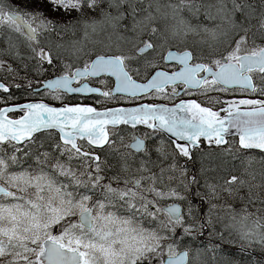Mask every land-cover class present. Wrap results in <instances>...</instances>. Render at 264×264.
Instances as JSON below:
<instances>
[{
    "label": "snow or ice",
    "instance_id": "obj_1",
    "mask_svg": "<svg viewBox=\"0 0 264 264\" xmlns=\"http://www.w3.org/2000/svg\"><path fill=\"white\" fill-rule=\"evenodd\" d=\"M41 2L68 19L54 21L42 11H6L0 0V25L7 23L17 32L23 25L29 41H37L38 29L57 35L82 33L70 41L68 51L76 60L88 59L82 66L65 63L63 74L47 81L44 87L53 99L92 93L104 98L97 103L117 94L132 101H173L194 92L207 99H180L171 107L152 102L102 110L84 105L57 108L42 102L9 104L16 98L11 86L0 82V264H207V252L220 245L193 249L184 237L193 232L202 236L209 229L208 234L220 240L224 232L239 239L241 251L254 245L264 251V156L259 172L249 171L254 159L249 156L241 174L205 178L206 215L197 216L191 203L186 212L177 203L188 199L184 193L192 185L200 184L196 176L188 177L186 164L201 138L209 146H226L221 151L234 156L235 140L226 139L234 129L239 137L235 151L264 153V0ZM201 16L218 23L208 27ZM101 33L107 39H93ZM30 47L38 64L53 63L50 49ZM13 48L9 43V55ZM0 68L14 73L3 59ZM141 76L144 82L134 78ZM105 77L115 78L114 87L102 90L81 82L98 78L106 85ZM212 92L248 98L221 101L209 95ZM216 104L227 106L215 111ZM17 112L19 118L9 116ZM120 124L146 125L176 139L171 151L157 147L158 159L153 161L146 144L150 133L133 134L127 144L120 137L116 147L109 126L115 135ZM53 130L58 139L45 149L37 134L46 131L51 138ZM105 145L119 156V171L111 176L107 173L114 166L95 151ZM180 158L187 161L181 164ZM29 160L35 161V168L14 170ZM207 170L201 166L202 174ZM224 193L242 207L229 204L225 209L212 202ZM194 195L204 202L200 192ZM169 199L173 202L163 203ZM250 206L255 210L249 211ZM217 209H225L226 215H214Z\"/></svg>",
    "mask_w": 264,
    "mask_h": 264
},
{
    "label": "flooded vegetation",
    "instance_id": "obj_2",
    "mask_svg": "<svg viewBox=\"0 0 264 264\" xmlns=\"http://www.w3.org/2000/svg\"><path fill=\"white\" fill-rule=\"evenodd\" d=\"M22 12H25L22 11ZM27 19V17H26ZM31 22V21H29ZM36 24H33V27H36ZM1 31L0 33L3 34H8L10 37L13 36L14 39H22L24 41V46H22L21 42H17L13 39L9 40V43L14 44L15 46L18 45V48L21 50H26L30 45L34 47H45V45L42 43L43 39H47L48 36H51L53 33H48V32H43L38 29V35H37V41L39 42L37 44V41H29L27 38V35L24 34L26 33L25 29L21 27V31L17 32L12 30V27H10L8 24H4L1 26ZM9 43L7 42L1 47L0 46V59H3L11 66L12 69H14V73H9L7 70L4 68H0V82L5 83L6 85H10V93L13 97L16 99H13L9 101V104H23V103H28V102H46L48 104L54 105V106H59V105H91L93 107H96L97 109H104V108H109V107H114L118 106L117 105V98H120V96H117L115 99H111L106 101L105 103H97V100L104 101L103 97H99L96 94L92 93H66L61 100H55L52 98V95L50 94V90L47 88H42L43 82L45 80H48L49 78L55 77V76H60L63 74V66L65 63H69L68 60L62 59L61 65L58 66V61L53 57V63L48 64L46 61L43 62L42 64H38L37 60L32 58V53H30V58L31 60H28L26 63H21L19 59L16 57H13L8 54L6 51L9 48ZM0 44H1V37H0ZM13 50V49H12ZM83 64H78L76 66H82ZM58 66V67H57ZM15 77V78H13ZM107 80L106 85H102L98 82V78H87L86 80L81 81L82 83H89L92 87H98L101 88L102 90H107V88H112L113 87V79L111 77H105ZM29 81H31L32 87L29 88ZM19 84L20 87L17 88L15 85ZM74 86H76L74 84ZM7 95V94H5ZM213 97H219L221 101L225 100H233V99H241V98H248L246 96L241 95L240 93H220L218 92L217 94L213 95ZM180 99L184 100H190V99H195L198 102H203L207 99V97H203L199 95L198 93H193L191 95H186V94H181L180 97H177L173 101H168V100H154L153 98H149L148 100L145 101H139L135 100L132 101L128 98L122 99L123 102L120 103V105H128L132 104L133 102H146V103H152V102H157V103H165L168 105H173L175 103H178ZM203 106L207 107H212L210 104H204ZM226 107L227 105H221V104H216L213 108L215 111H219L221 107ZM0 107H4V105H0ZM224 113H221L223 115ZM21 115V113H10L9 116L12 118H17ZM125 132L126 130H135V135L137 136H143L145 133H150V137L146 140V144L151 146L155 142H160L161 138L164 139V141L167 143L168 140H166L164 137L161 136V133L158 131H154L152 129H149L146 125H137L136 128H132L129 125H120L116 127L115 131H121ZM110 132V140H115L116 136L112 135V129L109 128ZM126 133V132H125ZM128 134V133H127ZM130 136V135H129ZM78 143H80L78 141ZM130 143V142H128ZM171 142L169 141L167 143L168 146H170ZM107 146V145H106ZM207 147L209 148H215L213 145L209 146L206 144ZM120 147V146H119ZM109 148L104 149H97L95 150L96 153L100 154V152L103 153V151H107ZM134 151V150H133ZM168 151H171V147ZM111 156L114 157V159H119V156L111 152ZM242 153L245 154H258L260 153L257 150H242ZM106 156V153H104V157ZM110 158V157H109ZM152 160L156 161L158 159V154L155 152H151V157ZM182 158H180L179 161H181ZM187 161H182L181 164H184ZM191 165H193V161H187L186 166L191 168Z\"/></svg>",
    "mask_w": 264,
    "mask_h": 264
},
{
    "label": "rangeland",
    "instance_id": "obj_3",
    "mask_svg": "<svg viewBox=\"0 0 264 264\" xmlns=\"http://www.w3.org/2000/svg\"><path fill=\"white\" fill-rule=\"evenodd\" d=\"M200 18H199V20L202 21L204 24H206L208 27H213L215 23H218V21L217 22H211V21L204 20V18L203 19H200ZM193 23L194 24L197 23V20L193 21ZM5 24H7V23H5ZM2 25H4V24H2ZM2 25H0V31H1V29H3V28H1ZM129 35H130V33H129ZM8 37H10L8 34H6V33L3 34V36L1 37V44H0L1 47L7 42ZM81 37H82V33L81 32H77L76 36H72L70 33L66 34V35L65 34L57 35L55 33V34H51V36H48V38L46 40L43 39L42 43L45 45L46 49H50L51 50L52 56L55 57V59L58 61V64H59L58 66L61 65L62 59L68 60L69 62H74L76 65H78V64H83V62L85 60H87L88 57L87 56H81L79 60H76L74 57L70 56V52L68 51V49H69L70 41L80 39ZM101 38L102 39H107L106 34L101 33L99 37H93V39H101ZM10 39H13V40L17 41L18 43L21 42L22 46H24V41L22 39H20V40L14 39L13 36H11ZM113 39H115V37H113ZM197 39H199V37H197ZM259 42L260 41H258V43ZM58 45H61L62 47H57ZM33 46L35 47V45H33ZM88 47H91V44H88ZM12 53H13V55H11V56L16 57L19 60H25L23 58H28L29 59L31 57L30 56L31 47H28V49H26V50H21V49L18 48V45H16L15 48H13ZM15 53H19V55L15 56ZM57 53H59V55H57ZM135 78L136 79H142V76L141 77H135ZM217 93L218 92H212L209 95L213 96V95H215ZM201 96H203V95H201ZM203 97H206V96H203ZM149 98H152V97L146 98L145 101L148 100ZM143 100L144 99H140L139 101H143ZM155 100H161V99H155ZM117 102H118L117 103V105H118L121 102H123V100L121 98H117ZM115 132H116V134H115L116 138H115L114 141L116 142V147L119 148V146H120V137H123L124 138V142L127 144L128 142L131 141L132 135L136 131L135 130H128V132L125 133V132H123V130H121V131H115ZM37 135L40 137V142L44 143L45 149L48 148L49 144L53 143L55 140L58 139V136H57V134L55 132H52L51 138L48 137L47 132H42V133H39ZM234 146H235V144L233 145V147ZM157 147H161V148H163L166 151H168L170 149V146H168L163 141L155 142L151 146H149L151 152H155V153H156L155 149ZM105 148H108V146H105ZM202 148L205 149V150H203ZM202 148L198 149L199 154H203V153H206V152H209V153L210 152H214L212 150H209V149H211L209 147L203 146ZM221 149L215 152V154L221 156V158L219 159L221 163H219V164L223 163L222 165H220V170L223 171L224 173L220 172L219 175L220 176H224V175L228 174L229 172H231L232 174L239 175V170H238L239 166L235 165V164L236 163H240V164H243L244 166L247 165V161L245 160V158H243L242 156L238 155V152L235 151V148H233L234 149V156L233 155H228L227 153L222 152ZM104 153H106V156H107V159H108V163L110 165L114 166L111 169V171H109L107 173L108 176H111L114 173L119 171V165H118V160L119 159H114V157L111 156V153H110L109 149L107 151H103V153L102 152H100V154L98 153L101 156L102 159L105 158L104 157ZM181 161H179V162L181 163ZM183 161H185V158H184ZM32 162L34 163V165H32ZM197 162L198 161H196V163ZM136 163H139V157L137 158ZM163 163L166 166L168 162L165 161ZM231 163H233L234 165H229ZM29 165H31L33 168L36 167L35 161L34 160H29L27 163L23 164L22 166H14V170L20 171L23 168H27ZM216 166H218V165L215 164L214 166L211 165L209 168L208 167H206V168L209 170V169L214 168ZM153 170L154 171H158V169H153ZM196 173H198V170H196ZM187 174H188V177L190 178L189 172ZM197 179H199V178H197ZM204 180L205 179H199L200 184L198 186L197 185H192V187L195 189V192L196 191H198L200 193L202 192L201 194H202L203 199H204L203 206L207 207V209H203V212H201L200 209H197V205H194L193 207H194V210L196 211L197 216L206 215L207 212H208V207H209V205L206 203V201L208 199L207 194H206V190L203 187ZM256 183H258V182H256ZM172 186L176 187V184L174 183ZM180 191L183 192V189H180ZM189 193H190V189H189V191L187 193H184V194L189 198ZM245 194H246V191L245 192L241 191V195H245ZM225 195H227V194L226 193L222 194L219 199L213 200L212 202L216 203L218 205H224L225 209H226L227 205H229V204H233V206L237 210H239L242 207V204L239 201H236L234 203L231 198H229L228 196H225ZM196 198H200L201 199V197H197V196H196ZM168 202H172V200L169 199V200H167V201H165L163 203H168ZM178 202H180V201H178ZM180 203L184 206V210L186 212L187 206L190 203V201L187 199V200H185L183 202H180ZM225 209H217V210H215L214 215L225 216L226 215V210ZM254 210L255 209L253 207H251V206L249 207V211H254ZM262 215H264V213H262ZM146 226H148V225L146 224ZM216 227H217V229L219 231H223L221 225L217 224ZM210 231H211V229L207 230L206 231L207 233L205 232V234L202 235V236L198 235L196 232H193L190 236L184 237V243L188 247H191L193 249H208L211 246L203 245L202 242H201V239H199V238H205L206 237L208 239L216 240L215 245L218 244V245H220L221 248L226 247V246H232V247L241 246L242 242L239 239H236L233 236H229V234L227 232H224L225 239L224 240H220L218 235H211L210 236L208 234ZM221 248L220 249L216 248L215 252H212V251H208L207 252L206 257H205V259L207 260V264H228V259L229 258L224 254V251ZM250 249H257L259 251L261 250L259 245H254V246L250 247ZM213 256L215 257L214 260L212 259ZM230 260H232V259H230ZM230 264H232V262ZM233 264H235V263H233ZM246 264H250V263L246 262Z\"/></svg>",
    "mask_w": 264,
    "mask_h": 264
},
{
    "label": "trees",
    "instance_id": "obj_4",
    "mask_svg": "<svg viewBox=\"0 0 264 264\" xmlns=\"http://www.w3.org/2000/svg\"><path fill=\"white\" fill-rule=\"evenodd\" d=\"M5 2H7L10 5H14V7H11L15 10L19 9L20 11L23 10H34V11H42L44 13L45 16L53 19L54 21H61V20H65L68 19V17H65L63 13H54L51 10V5L41 2V0H3ZM73 16H75L76 14L73 13ZM61 19V20H60ZM200 19H203V16H201ZM195 21V19L193 20ZM10 37H8L7 39V44L9 43ZM25 60H21V63H26L28 62L27 60H31V58H23ZM27 59V60H26ZM204 146V145H203ZM202 146V147H203ZM203 149V148H202ZM205 150V149H203ZM214 152H206L203 154H199V151L196 153L195 158V166L197 167L198 173H197V178L199 179H205V178H212V177H216L220 174V172H223L220 170V158L221 156L215 154L216 151L215 149H211ZM196 161H198L196 163ZM218 165L214 168H211L209 170H207L206 172H204L203 174L201 173V166L203 165L205 169H207L206 167H210L211 165ZM229 165H234L233 163L229 164ZM235 165H238L239 167V174H241V172L243 171L244 166L243 164L240 163H236ZM262 164H261V157H259V160H257L256 162H252L251 166L249 167V171H256L259 172V170L261 169ZM219 170V171H218ZM202 176V177H201ZM255 182H259V176H257V180ZM246 191V190H245ZM226 198V197H225ZM205 240H208V238H204ZM226 256L229 258L228 259V264H230L232 262L235 264H246V262L250 263V264H264V251H258V255H256L257 257L253 256V255H248V254H244L241 252H237L234 251L232 249V247H227L226 248ZM225 258V257H224ZM232 259V260H230ZM234 259V260H233Z\"/></svg>",
    "mask_w": 264,
    "mask_h": 264
},
{
    "label": "water",
    "instance_id": "obj_5",
    "mask_svg": "<svg viewBox=\"0 0 264 264\" xmlns=\"http://www.w3.org/2000/svg\"><path fill=\"white\" fill-rule=\"evenodd\" d=\"M25 30H26V28H25ZM27 31V30H26ZM58 77V76H57ZM57 77H54V78H52V79H49V80H53V79H55V78H57ZM113 79H114V81H115V78L114 77H112ZM49 80H46V81H44V83H43V88H45L44 87V85L47 83V81H49ZM139 82V81H138ZM114 85H115V83H114ZM40 102V101H39ZM42 103H44V102H42ZM46 104V103H45ZM49 105V104H48ZM139 104H137V105H132V106H127V107H114V108H132V107H137ZM49 106H52V105H49ZM63 106H65V105H59V106H52V107H57V108H60V107H63ZM169 107H171V106H169ZM225 115V114H224ZM118 126V125H117ZM109 127H111V126H109ZM233 131V135H235V130L233 129L232 130ZM163 132V131H162ZM169 139H171V140H174V139H176L175 137H173L170 133H167V132H163ZM231 136V135H230ZM238 136V135H237ZM182 143H187V142H182Z\"/></svg>",
    "mask_w": 264,
    "mask_h": 264
},
{
    "label": "bare ground",
    "instance_id": "obj_6",
    "mask_svg": "<svg viewBox=\"0 0 264 264\" xmlns=\"http://www.w3.org/2000/svg\"><path fill=\"white\" fill-rule=\"evenodd\" d=\"M219 171V170H218ZM224 173V172H223ZM202 177V176H201ZM204 185V184H203ZM202 193V192H201ZM194 206V205H193ZM257 254H259V253H257Z\"/></svg>",
    "mask_w": 264,
    "mask_h": 264
}]
</instances>
